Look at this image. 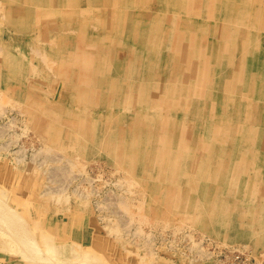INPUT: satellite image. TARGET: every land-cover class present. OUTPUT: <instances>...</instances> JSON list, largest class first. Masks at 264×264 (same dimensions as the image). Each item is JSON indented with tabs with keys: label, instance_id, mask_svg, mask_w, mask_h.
Listing matches in <instances>:
<instances>
[{
	"label": "rangeland",
	"instance_id": "rangeland-1",
	"mask_svg": "<svg viewBox=\"0 0 264 264\" xmlns=\"http://www.w3.org/2000/svg\"><path fill=\"white\" fill-rule=\"evenodd\" d=\"M0 264H264V0H0Z\"/></svg>",
	"mask_w": 264,
	"mask_h": 264
},
{
	"label": "bare ground",
	"instance_id": "bare-ground-1",
	"mask_svg": "<svg viewBox=\"0 0 264 264\" xmlns=\"http://www.w3.org/2000/svg\"><path fill=\"white\" fill-rule=\"evenodd\" d=\"M97 2H98V0H97ZM163 2V1H162ZM161 3V2H160ZM167 2H165V4H166ZM164 4V5H165ZM98 6V5H97ZM12 13H14V12H12ZM23 14V13H22ZM11 15V14H10ZM15 15V14H14ZM116 18V17H115ZM130 18V17H129ZM117 19V18H116ZM133 19V18H132ZM119 20V19H118ZM124 20V19H123ZM142 20V19H141ZM107 21V20H106ZM121 21V20H120ZM133 21V20H132ZM118 22V21H117ZM107 23V22H106ZM115 23V22H114ZM124 23V22H123ZM132 24H133V22H132ZM120 25H121V22H120ZM120 25H119V27H120ZM125 25V24H124ZM142 25H144V24H142ZM122 26V25H121ZM130 26V25H129ZM132 26V25H131ZM108 28V27H107ZM107 28H105V30H107ZM117 28H118V26H117ZM141 28H143V27H141ZM111 29V28H110ZM139 29V28H138ZM152 29H153V27H152ZM146 30V29H145ZM111 31H113V30H111ZM114 31H115V29H114ZM128 31V30H127ZM141 32V31H140ZM151 32V31H150ZM217 32V31H216ZM215 32V33H216ZM119 33V32H118ZM214 33V32H213ZM122 34H123V32H122ZM143 34H144V32H143ZM142 35V34H141ZM152 35V34H151ZM150 35V36H151ZM184 35V34H183ZM213 36V35H212ZM215 37V36H214ZM216 38V37H215ZM218 38V37H217ZM172 41V40H171ZM219 44V43H218ZM182 46V45H181ZM191 46V45H190ZM192 47V46H191ZM217 47H219V46H217ZM213 52V51H212ZM193 53H195L194 52V50H193ZM80 54H82V53H80ZM174 54V53H173ZM198 55H199V53H198ZM81 56V55H80ZM194 57V56H193ZM209 57V56H208ZM216 57V56H215ZM192 58V57H191ZM213 58V57H212ZM189 59V58H188ZM172 66V65H171ZM173 67V66H172ZM190 68V67H189ZM174 70V69H173ZM169 77V76H168ZM171 77V76H170ZM214 127V126H213ZM227 133V132H226ZM220 140V139H219ZM222 142V141H221ZM202 146H203V144H202ZM209 146V145H208ZM207 147V146H206ZM228 148V147H227ZM207 156V155H206ZM197 157H195V159H196ZM207 159V158H206ZM205 159V160H206ZM204 160V161H205ZM203 161V162H204ZM196 163H197V161H196ZM195 163V164H196ZM194 164V165H195ZM198 165H200V164H198ZM203 165H205V163L203 164ZM202 166V165H201ZM195 167V166H194ZM201 169V168H200ZM198 170V169H197ZM261 170V169H260ZM200 171V170H199ZM202 171V170H201ZM222 175V174H221ZM226 178V177H225ZM223 179V178H222ZM203 185V184H202ZM202 185H200V187L202 186ZM210 185V184H209ZM221 185V184H220ZM212 186H210L209 188H211ZM222 187V186H221ZM215 188V187H214ZM213 190V189H212ZM214 191V190H213ZM247 191V190H246ZM207 192H208V189H207ZM211 194V193H210ZM207 196V195H206ZM210 196V195H209ZM212 198V197H211ZM211 198H210V200H211ZM207 202V201H206ZM209 203H210V201H209ZM206 207V206H205ZM208 207V206H207ZM205 210V209H204ZM200 212V211H199ZM204 212V211H203ZM202 215H203V213H202ZM203 217V216H202ZM200 219V218H199ZM207 220H208V216H207ZM224 221V220H223ZM209 222V221H208Z\"/></svg>",
	"mask_w": 264,
	"mask_h": 264
}]
</instances>
